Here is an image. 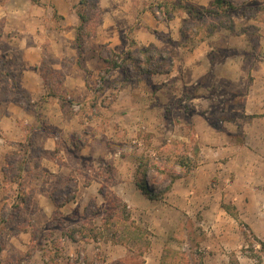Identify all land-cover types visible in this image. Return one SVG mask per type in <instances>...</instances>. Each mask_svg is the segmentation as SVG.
I'll list each match as a JSON object with an SVG mask.
<instances>
[{
	"label": "rangeland",
	"instance_id": "obj_1",
	"mask_svg": "<svg viewBox=\"0 0 264 264\" xmlns=\"http://www.w3.org/2000/svg\"><path fill=\"white\" fill-rule=\"evenodd\" d=\"M197 1L61 0L69 39L53 0H0L58 56L36 111L0 57L17 119L0 134V264H264V0Z\"/></svg>",
	"mask_w": 264,
	"mask_h": 264
},
{
	"label": "crops",
	"instance_id": "obj_2",
	"mask_svg": "<svg viewBox=\"0 0 264 264\" xmlns=\"http://www.w3.org/2000/svg\"><path fill=\"white\" fill-rule=\"evenodd\" d=\"M56 1L57 0H53V4L58 15L61 17L60 25L61 29L63 30L61 35H63L65 38L67 37L72 39V34L75 32V28L78 24L76 9H74L69 2L68 4L65 3V5H62L61 0L59 2ZM197 3L198 5L206 6L202 0L197 1ZM36 13L37 12L35 11V14ZM118 13H120L119 10L115 9L112 14L116 15ZM146 14L147 11H144V17ZM22 15H24V17H22ZM29 17H31V14H29L28 11L20 10L18 7L9 10L5 8V5H3L2 2H0V19H4V25L0 33V46L3 47V49H0V57L4 60V63L6 64L9 71L13 73V75L16 74V81L18 82L19 86L28 93L32 103L33 111H36V102L40 99H43V95L45 93L39 82V68L43 63L51 64L52 67H54V63L57 61L55 58L58 56L53 54L51 55L52 52H50V48L52 47V42H50V44H48L46 47H44L42 43L39 42V36L42 31V29L39 28V25L34 26L32 31L30 30V23H28ZM10 18H12V20L18 21L19 24H14ZM102 28L105 30L104 32L101 30V39L103 43L112 42L109 44V46L113 45L115 42L113 39V33L116 32L115 25H109L108 23L105 24L103 22ZM22 52H26V56H23L24 53ZM31 52L37 53V57L32 56ZM16 69H18L17 72L15 71ZM78 86L80 87L82 84H78ZM54 106L56 107V104H54ZM0 107H2V109L5 111V114H3L4 117L0 119V134L1 137L5 138L12 135L10 134V127H16L17 124H15V122L17 119L12 117L11 113H9L11 110L9 109L10 106H6V109L3 108V102L1 98ZM35 113L37 116L40 114V112ZM4 121H6L9 126H5ZM89 187H92V184Z\"/></svg>",
	"mask_w": 264,
	"mask_h": 264
},
{
	"label": "trees",
	"instance_id": "obj_3",
	"mask_svg": "<svg viewBox=\"0 0 264 264\" xmlns=\"http://www.w3.org/2000/svg\"><path fill=\"white\" fill-rule=\"evenodd\" d=\"M223 4V0H214V2L211 4V8H214V9H217L220 7V5ZM184 13L188 16L189 19H199L201 17H203L204 15H209L210 13H212L211 11L207 10L206 8H203V7H192V6H187L185 9H184ZM215 15L217 16L218 14L215 13ZM230 22L229 24L226 26L227 28H229L230 26ZM141 54L143 53L142 51L140 52ZM127 59L128 60H131L129 56H127ZM151 61L150 57H148L146 59V62L144 63H141V62H137L138 64H145V63H149ZM171 71V67L170 68H160L158 70L159 73H164V74H167ZM147 73H153L152 71H148ZM140 169V167H139ZM140 176H141V181H137L136 183V187L137 189H139V191L145 195L147 197V199L149 200H156L157 199V194H155L154 192L146 189L145 187V184H144V181H145V177H146V172L145 170L143 169L142 171H137ZM170 189V187L166 188L165 190V193L168 192ZM69 199V198H68ZM67 201V200H66ZM111 208H112V205H110ZM115 208V206L113 207ZM122 208H124L125 210H127V206L126 205H122ZM104 219V218H103ZM130 224L132 225L133 223L130 222ZM76 235L75 233H69V235H67V237L71 240V241H77L76 240ZM259 245L262 247H264V244L259 242Z\"/></svg>",
	"mask_w": 264,
	"mask_h": 264
}]
</instances>
